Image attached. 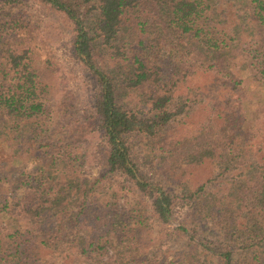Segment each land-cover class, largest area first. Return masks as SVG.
<instances>
[{
    "label": "trees",
    "instance_id": "trees-1",
    "mask_svg": "<svg viewBox=\"0 0 264 264\" xmlns=\"http://www.w3.org/2000/svg\"><path fill=\"white\" fill-rule=\"evenodd\" d=\"M41 1L71 23L73 54L95 82L93 107L105 141V166L108 171L130 179L149 199L156 219L169 223L173 217V197L160 181L152 180L140 171L131 156L126 136L136 132L154 136L185 111L184 106L176 110L170 107L172 96L162 91V81L169 79L171 82L180 75L187 78L200 67L205 71L215 69L209 55L216 50L210 49L218 50L228 43L223 40L219 47L214 38L217 30L209 24L208 4L204 0ZM248 2L254 23L264 33V0ZM87 14L95 16L93 29L87 28ZM129 14H133L129 19L133 20L132 24L139 25V31L145 32L147 27L156 29L161 50L165 52L160 56L152 54L153 45L143 37L135 44L129 43L127 53L122 52L123 63L130 66L129 85L147 92L149 116L117 102L114 77L97 58L99 43L115 48L116 54L121 53L112 43L121 35L122 24ZM10 28V31L0 33V264H76L83 254L87 258L98 257L93 264H122L123 257L134 252L129 242L123 240L130 236L131 226L141 222L132 216L121 218L116 213L107 217L112 208L106 199L100 201V206L104 207L98 212L94 210L91 221L86 218L93 211V199L89 198L92 186L88 187L86 179L79 180L70 171L72 159L55 141L57 128L53 122L57 114L48 110L47 70L36 63L34 53L23 42L26 26L16 18L11 20ZM231 39L229 37L228 41ZM182 41H186L187 47L176 52L170 48L175 43L182 45ZM256 44L254 40L253 53L247 52L243 56V65L253 70L254 77H260L254 93L261 89L259 95L264 96V41ZM239 83L241 80L236 81L235 86ZM249 85L247 83V87ZM240 96L239 101H242L244 96ZM217 116L218 125L222 124L224 128L227 120L223 123L219 113ZM245 119L249 123L252 119L243 116L239 120L247 127L249 124ZM203 145L202 141L181 144L179 148L183 151L178 154L189 158ZM260 146L259 150H262L264 141ZM58 164L61 174L57 176L52 167ZM252 173L251 183L245 181L239 188L243 194L239 197L245 203L241 209L242 218L234 223L232 216L230 224L227 223L229 217L219 212L217 222L222 225L225 221L226 229L234 230L242 237L251 253L246 251L244 257L238 259L230 246L209 247L202 242L204 238H198L202 250L208 252L215 264H264V153L260 158L254 155ZM215 201L221 203L220 198ZM74 203L77 205L75 210L71 206ZM80 226L87 231L80 233ZM63 229L74 238L65 240L67 233ZM179 230L195 240L187 227L179 226ZM133 238L131 233L130 239ZM65 243L67 245H63ZM107 245L112 246L113 253L102 259ZM133 261L137 264L136 258Z\"/></svg>",
    "mask_w": 264,
    "mask_h": 264
},
{
    "label": "rangeland",
    "instance_id": "rangeland-1",
    "mask_svg": "<svg viewBox=\"0 0 264 264\" xmlns=\"http://www.w3.org/2000/svg\"><path fill=\"white\" fill-rule=\"evenodd\" d=\"M204 1L208 4L209 24L217 30L214 38L219 47L223 40L228 43L218 50L210 49L216 50L209 55L215 69L205 71L200 67L187 78L180 75L171 82L169 79L162 81L160 88L172 96L170 107L176 110L184 106L185 111L154 136L137 132L126 136L131 156L140 171L160 181L173 197V217L169 223H161L153 215L149 199L134 183L118 172L108 171L105 166V141L93 107L96 85L73 54L71 23L41 0H0V33L10 31L11 20L17 18L26 26L22 33L24 44L34 53L36 63L47 70L48 110L57 114L53 122L57 128L55 141L72 159H69L70 171L79 180L86 179L88 187L92 186L89 198L93 199V211L86 218L91 221L94 210L98 212L104 207L100 206V201L106 199L112 208L107 217L116 213L121 218L132 216L141 222L131 226L130 236L123 240L129 242L134 252L124 256L122 264H136L135 258L137 264H215L199 245L200 237L209 247L230 246L238 259L248 251L247 242L226 226L228 222L231 224L232 216L234 223L242 218L241 209L245 203L239 197L243 195L239 188L245 181L251 183L254 177L250 176L254 175V155L260 158L264 153V148L259 150L264 141V96L259 95L261 89L254 93L260 77H254L253 70L243 65V56L254 52V40L257 44L263 42L264 33L254 23L248 0ZM132 16H127L121 35L112 45L121 53H127L129 43L135 44L143 37L153 45L152 54L164 55L156 29L145 27L147 31H139V25L132 24L133 20L129 19ZM94 18V15H85L87 28L93 29ZM185 42L178 46L175 43L170 48L176 52L187 47ZM120 54L101 43L97 47L99 62L114 77L117 102L149 116L147 92L129 85L130 66L123 63V53ZM239 80L241 83L235 86ZM240 95L244 96L242 101H239ZM218 113L223 123L227 120L224 128L218 125ZM243 116L252 119L251 123L245 119L247 127L239 123ZM186 141L190 144L202 141L204 145L195 155L185 158L178 152L182 153L179 147L189 143ZM167 157L171 158L166 160ZM60 169V164L52 167L53 174L60 175ZM218 198L221 203L215 201ZM71 206L73 210L77 208L75 203ZM219 212L229 217L227 223L217 224ZM179 226L187 227L195 240L183 234ZM82 230L80 226V233L87 228ZM63 232L67 233L65 240L74 238L64 229ZM131 233L134 234L132 240ZM103 251L102 259H106L113 248L107 245ZM77 260L76 264H93L98 257L87 258L83 254Z\"/></svg>",
    "mask_w": 264,
    "mask_h": 264
}]
</instances>
